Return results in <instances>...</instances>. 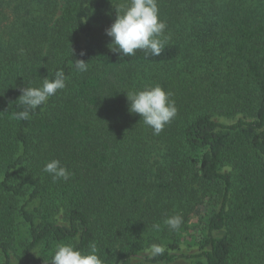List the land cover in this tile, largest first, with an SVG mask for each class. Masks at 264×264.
I'll use <instances>...</instances> for the list:
<instances>
[{"label": "trees", "instance_id": "16d2710c", "mask_svg": "<svg viewBox=\"0 0 264 264\" xmlns=\"http://www.w3.org/2000/svg\"><path fill=\"white\" fill-rule=\"evenodd\" d=\"M254 1L158 0L170 37L161 54L120 56L105 30L126 0H0V264L19 247L28 264H51L56 244L93 242L103 264H264V5ZM61 69L66 87L15 119L21 90ZM154 85L177 108L159 135L127 98ZM223 97L227 116L240 113L230 122L211 107ZM51 159L67 181L43 171ZM174 215L179 229L164 224ZM153 244L163 253L150 256Z\"/></svg>", "mask_w": 264, "mask_h": 264}, {"label": "clouds", "instance_id": "9594fccd", "mask_svg": "<svg viewBox=\"0 0 264 264\" xmlns=\"http://www.w3.org/2000/svg\"><path fill=\"white\" fill-rule=\"evenodd\" d=\"M117 16L114 22L106 28V35L111 38L109 48L120 56H134L137 50L152 56H159L170 37L165 36L166 24L160 18L158 0H126L121 6H116ZM85 52L82 50L81 55ZM75 68L79 72L88 70V63L83 59L75 60ZM66 87V77L63 70H57L54 79L43 80L38 87H24L18 98L23 110L14 115L17 120H29L31 114L44 105L48 99L59 90ZM172 93L160 85L147 86L135 92L127 91L129 111L138 114L143 123L159 135L177 114ZM43 171L52 176L54 181L70 178L71 173L59 159H51L45 163ZM182 217L174 215L167 217L164 224L170 229H179ZM153 228L160 229L159 224ZM164 249L156 244L151 245L146 252L150 256L162 254ZM51 264H103L93 242L88 251H81L72 244L58 243L55 245Z\"/></svg>", "mask_w": 264, "mask_h": 264}, {"label": "rangeland", "instance_id": "374dc122", "mask_svg": "<svg viewBox=\"0 0 264 264\" xmlns=\"http://www.w3.org/2000/svg\"><path fill=\"white\" fill-rule=\"evenodd\" d=\"M214 1L217 4H221L223 0H214ZM227 1H229V0H227ZM253 5L256 7L263 8L264 0H262V1L256 0L253 2ZM234 76L236 77L237 82H240L241 80L245 79L241 69H237V72L234 73ZM228 96H232V98H233V96H235V95H228ZM224 105H225V97L213 100L211 107L219 119H221V120L223 119L224 121H227V122L235 120L240 113L233 116V117H229L226 115L228 107L224 106ZM196 219H197V213L192 214L190 219H189V223L192 225L193 222L196 221ZM195 260H196L195 258H185L184 257V258H179L176 261L169 263V264H194ZM12 264H28L26 258L23 256V254L20 250V247H19V249L14 250V256L12 259Z\"/></svg>", "mask_w": 264, "mask_h": 264}]
</instances>
